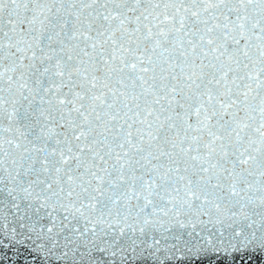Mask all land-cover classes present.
Masks as SVG:
<instances>
[{
  "label": "snow or ice",
  "instance_id": "obj_1",
  "mask_svg": "<svg viewBox=\"0 0 264 264\" xmlns=\"http://www.w3.org/2000/svg\"><path fill=\"white\" fill-rule=\"evenodd\" d=\"M21 256L264 264V0H0V264Z\"/></svg>",
  "mask_w": 264,
  "mask_h": 264
},
{
  "label": "water",
  "instance_id": "obj_2",
  "mask_svg": "<svg viewBox=\"0 0 264 264\" xmlns=\"http://www.w3.org/2000/svg\"><path fill=\"white\" fill-rule=\"evenodd\" d=\"M5 254L9 257V259L12 257L13 253L8 250H3ZM23 256H21V264H22Z\"/></svg>",
  "mask_w": 264,
  "mask_h": 264
}]
</instances>
